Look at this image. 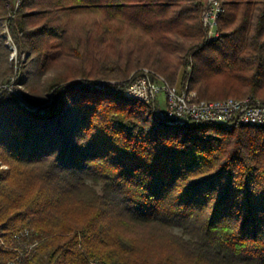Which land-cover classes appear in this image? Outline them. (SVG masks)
Listing matches in <instances>:
<instances>
[{
    "label": "trees",
    "instance_id": "16d2710c",
    "mask_svg": "<svg viewBox=\"0 0 264 264\" xmlns=\"http://www.w3.org/2000/svg\"><path fill=\"white\" fill-rule=\"evenodd\" d=\"M220 2L219 37L207 41L202 0H22L11 17L0 0V55H10L5 27L31 55L32 103L51 100L32 113L0 95V264H149V243L166 236L193 264H264V128L169 126L124 95L131 73L148 68L187 81L200 101L264 102V0ZM81 12L158 49L86 62L82 38L60 22Z\"/></svg>",
    "mask_w": 264,
    "mask_h": 264
},
{
    "label": "built area",
    "instance_id": "2783aa9c",
    "mask_svg": "<svg viewBox=\"0 0 264 264\" xmlns=\"http://www.w3.org/2000/svg\"><path fill=\"white\" fill-rule=\"evenodd\" d=\"M10 9L9 17L17 12L22 0H4ZM203 10L201 24L206 33L207 41L219 37L218 19L222 13L220 0H202ZM7 39L11 41L10 37ZM15 52V50H14ZM13 56H11L12 58ZM139 71V72H138ZM134 72L129 78V84L124 90L126 97L136 99L147 105L153 119L169 126H187L192 124L218 125L226 129L238 126L264 128V102L246 97L242 99L227 98L218 101H200L188 82L181 85H171L160 74L142 68ZM191 69L187 67V75ZM115 82H100V88L114 86ZM1 92L12 94L28 111L38 112V107L31 106L22 95L20 87L6 86ZM25 231L20 237L27 236ZM17 239L19 236H15ZM0 246H4L0 238ZM33 245L29 246L31 249Z\"/></svg>",
    "mask_w": 264,
    "mask_h": 264
},
{
    "label": "rangeland",
    "instance_id": "374dc122",
    "mask_svg": "<svg viewBox=\"0 0 264 264\" xmlns=\"http://www.w3.org/2000/svg\"><path fill=\"white\" fill-rule=\"evenodd\" d=\"M10 9H12V6ZM60 22L70 34L82 38L80 52L83 53L84 61L86 62L89 60L92 54L95 53L97 55L101 54V57L104 58L107 57L128 60L132 59L140 52L147 53L150 51H156L158 49V46L154 44L155 41L142 34L139 30L130 28L121 21L108 22L103 13L81 12L61 14ZM3 35L8 36L5 27L3 28ZM85 36L87 39H84ZM5 40V46L10 52V55L6 61L0 55V95L3 93L1 90H3L6 86L20 87L22 95L26 101L29 104L36 106L32 103L33 97L29 94L25 86L26 75L24 70L28 68L27 64L31 60V55L26 52H21L18 54L12 39L9 41L6 37ZM11 56L13 57L11 58ZM77 60V58H72L70 60L68 59L63 61L61 64L56 66L55 71L69 70L74 65L78 64ZM133 73H131V75ZM50 102L51 100L49 97L46 103L37 105V107L44 108L50 104ZM172 129L175 130L176 128ZM2 168L4 169L5 167L2 166ZM169 233L174 237H181L184 240L188 239V237L183 235V229L180 227L171 228ZM169 240L173 244H171ZM149 251L151 252L152 256H155L152 260L151 258L143 260L149 264L194 263L188 252L179 249L178 245L174 244L173 239L168 238L167 236L150 242Z\"/></svg>",
    "mask_w": 264,
    "mask_h": 264
},
{
    "label": "water",
    "instance_id": "95a60500",
    "mask_svg": "<svg viewBox=\"0 0 264 264\" xmlns=\"http://www.w3.org/2000/svg\"><path fill=\"white\" fill-rule=\"evenodd\" d=\"M31 105V104H30ZM31 106H33V105H31ZM33 107H37V106H33ZM39 108V107H38ZM42 108V107H41ZM41 108H39L41 111H43V109H41Z\"/></svg>",
    "mask_w": 264,
    "mask_h": 264
}]
</instances>
